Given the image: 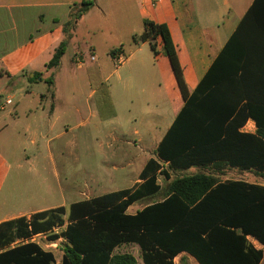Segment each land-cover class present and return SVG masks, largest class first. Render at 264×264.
Instances as JSON below:
<instances>
[{
	"label": "trees",
	"instance_id": "16d2710c",
	"mask_svg": "<svg viewBox=\"0 0 264 264\" xmlns=\"http://www.w3.org/2000/svg\"><path fill=\"white\" fill-rule=\"evenodd\" d=\"M91 5L83 1L73 11L49 69L60 66L75 22ZM132 40L148 42L155 56L161 40L185 100L155 159L145 165L141 183L0 223V264H138L133 255L118 251L126 245L140 248L143 264H175L182 253L198 264H262L264 250L249 237L264 246V185L219 177L230 168L264 177V0L254 1L193 93L166 24L145 20L144 32ZM119 52L110 56L116 59ZM47 83L52 86L53 80ZM250 119L257 125L254 134L241 131ZM193 168H213L220 176L202 172L171 179L169 172ZM159 175L169 181L163 200L129 213L161 192ZM38 235H48L51 243L65 240L61 261L32 241Z\"/></svg>",
	"mask_w": 264,
	"mask_h": 264
},
{
	"label": "crops",
	"instance_id": "0c3cea01",
	"mask_svg": "<svg viewBox=\"0 0 264 264\" xmlns=\"http://www.w3.org/2000/svg\"><path fill=\"white\" fill-rule=\"evenodd\" d=\"M83 1H89L92 5L75 22L71 31L72 38L68 45L73 44L75 52L66 66L87 69L90 79L103 77L108 72L118 76V81L113 86L119 93L116 98L130 103V107L134 109V119H123L124 124H117L120 135L115 140L119 145L114 153L121 161L129 156V146L132 143L136 145L138 142L142 146L150 142L153 146V152L146 153L149 157L144 161L137 179L133 176L130 178L129 174L121 175L119 169L124 171L125 168L117 165V174L112 177V183L120 191L132 189L141 183L140 175L145 165L150 159H155L160 142L185 106L161 40L158 41V55L155 56L148 42L137 45L132 40L133 36L142 35L145 20L166 24L183 67L187 88L193 93L255 0H80V3L73 0H0V69L8 74L0 77V223L20 217L29 219L38 212L67 206L66 196L61 190L59 194L62 200L57 206L46 203L25 205L24 201L17 198L16 191L22 187L25 166L31 165L39 154L46 152L51 141L55 140L52 138L56 136L50 138L42 134L41 127H52L63 111L62 107L56 106L47 111L45 94L38 93L32 86L36 83H47V79H50L47 76L51 75V71L59 72L63 67L67 54L63 56L59 67L49 69L47 66L65 38L64 27L70 22L73 10ZM80 29L85 35L82 33L79 38ZM79 39L83 40L86 49L82 48ZM115 49H121L119 53L125 57L120 64L110 56ZM91 56L95 60L103 57V62L88 68L87 63L95 61L91 60ZM79 59L81 63L78 62ZM113 65L114 70L108 71ZM35 74L41 76L35 82H30L25 90L26 94L10 93L22 86L26 79L34 78ZM55 81L52 86L48 85L49 92L54 89ZM3 93L7 94L5 101L1 100ZM9 99L12 101L10 105L7 104ZM151 105H155L158 110V114H153L152 119L155 120H151L149 127L144 130L141 123L142 130L136 128V116L142 117L141 112L149 111ZM73 109L80 114V108L76 104ZM133 114L130 110L129 117ZM102 123L97 124V131ZM256 130V122L252 119L241 129L242 132L253 134ZM64 134L62 132L58 136L63 137ZM128 137L134 138L133 142ZM43 142L45 149L40 148ZM25 147L35 150L28 154ZM47 151L52 155L51 148ZM135 159L134 157L127 163L128 167L134 166ZM230 169L243 172L240 169ZM161 177L158 176L159 184ZM122 180L124 187L116 184ZM37 181L40 185L46 184L45 177H40ZM161 187V192L146 199H156L163 192V186ZM167 189L162 198L153 203L162 201ZM92 198L95 197L87 195L82 201ZM249 240L259 248L257 245L260 244L255 239L249 237ZM183 257L190 263L196 261L189 254L182 253L175 259V264L177 259L181 260Z\"/></svg>",
	"mask_w": 264,
	"mask_h": 264
},
{
	"label": "rangeland",
	"instance_id": "374dc122",
	"mask_svg": "<svg viewBox=\"0 0 264 264\" xmlns=\"http://www.w3.org/2000/svg\"><path fill=\"white\" fill-rule=\"evenodd\" d=\"M76 3H80V0H73ZM80 7L77 6L73 11ZM85 32L82 29L79 30V38ZM82 48L86 49L83 40L79 39ZM78 43V44H79ZM79 46V45H78ZM75 52L73 44L68 45L65 54L64 65L58 70H52L49 78L53 77L54 89L48 91V83H36L33 89L40 94H45L46 98L44 103L46 110L48 111L51 107H62V114L57 117V121H54L53 126H43L40 132L46 137H54L53 142L51 141L50 147L52 155L48 154V151L39 154L37 159L31 164L27 165L22 172V187L18 188L17 198L24 201L25 205L32 204L37 205L38 203H46L47 205L57 206L60 204L61 196L59 190H61L66 198L65 205L68 208L71 204L86 199V196L99 197L106 193L119 191L118 188L113 186L112 177L117 174L115 171L119 165L125 168L123 171L119 169L121 175L126 174L138 178L139 172L143 167L144 161L149 157L147 152L152 151V145L150 142L143 144L142 146L137 142L129 146L128 157L124 158V161L115 155L114 152L117 150L119 143L116 142L115 138L120 135L118 132L117 124H124L123 119L133 118L134 109L130 107V103L121 102L117 100L119 97L118 91L113 87L118 81V76L111 75L110 72L105 73L103 77H94L90 79L87 76V69L79 70L75 66H66L67 61L70 60ZM88 53V50H86ZM91 55V53H90ZM99 62H103V57L96 59L94 62H88V68L97 66ZM117 65V63H116ZM119 66V65H117ZM114 65L108 69L113 71ZM110 74V75H109ZM51 76V77H50ZM103 78V79H102ZM30 81L26 79L24 84L18 88L13 86L12 93L18 95H24L27 86H30ZM7 94H1V100L5 101ZM115 95V97H114ZM116 95L117 98H116ZM76 104L77 108H80V114H77L73 109V105ZM70 109V111H69ZM132 111V117H129V112ZM8 109L6 110V112ZM158 110L155 105L149 107V111L141 112V116H136L138 123L135 127L138 129L143 124V130L149 127L150 121L155 120L153 114H158ZM134 119V118H133ZM102 123L98 131L96 126L98 123ZM127 129V128H126ZM250 127H248V130ZM65 132L63 137L58 135ZM131 132V130H130ZM146 133V130L144 131ZM127 139L134 140L132 137ZM27 142V140H25ZM41 149H45V143L40 146ZM28 154H32V147H25ZM134 166L128 167L127 163L132 161L133 158ZM124 162V163H122ZM207 172L210 174L218 175L216 169L210 168V172L204 168H194L190 171H171L172 179L183 176L193 175L197 173ZM40 177L46 178V184H39L37 180ZM245 180L250 183L264 184V177L258 175L255 172H246L238 170H227L226 174L219 177L221 181L227 180ZM32 183H34L32 185ZM168 181L163 177L160 178V184L163 186V192L168 188ZM120 187H124V181L119 183ZM130 185V184H127ZM20 189V190H19ZM160 193L156 199H146L138 202L129 209V213L135 214L142 210L150 203L162 198ZM65 218V226L68 224L67 216ZM65 227L56 228L54 232L60 233ZM48 235H38L33 238L35 242L40 244L42 248L49 250L54 253L57 262L61 261L63 251L62 247L65 240L62 238L57 243H51L48 241ZM259 248L264 250V247L257 245ZM121 253H129L137 259L138 264H143L141 258V250L136 245H126L121 247L119 250ZM176 264H198L196 261H190L186 259L183 263L177 259ZM264 264V260L262 262Z\"/></svg>",
	"mask_w": 264,
	"mask_h": 264
},
{
	"label": "built area",
	"instance_id": "2783aa9c",
	"mask_svg": "<svg viewBox=\"0 0 264 264\" xmlns=\"http://www.w3.org/2000/svg\"><path fill=\"white\" fill-rule=\"evenodd\" d=\"M90 58H91V60H95V57H94V56H91ZM124 60H125V57L123 56L122 53H118V54L116 55V61L118 62V64L122 63ZM78 62L81 63L82 61L79 59ZM11 103H12V101H11L10 99L7 100V104H8V105H10ZM33 238H34V237H33ZM32 241H34V240L32 239Z\"/></svg>",
	"mask_w": 264,
	"mask_h": 264
}]
</instances>
